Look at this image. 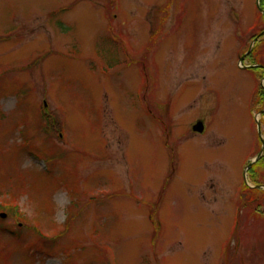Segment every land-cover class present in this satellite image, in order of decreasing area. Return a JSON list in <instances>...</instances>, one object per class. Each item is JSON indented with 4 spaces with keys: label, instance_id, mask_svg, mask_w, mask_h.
<instances>
[{
    "label": "rangeland",
    "instance_id": "374dc122",
    "mask_svg": "<svg viewBox=\"0 0 264 264\" xmlns=\"http://www.w3.org/2000/svg\"><path fill=\"white\" fill-rule=\"evenodd\" d=\"M255 63L264 0H0V264H264Z\"/></svg>",
    "mask_w": 264,
    "mask_h": 264
},
{
    "label": "water",
    "instance_id": "95a60500",
    "mask_svg": "<svg viewBox=\"0 0 264 264\" xmlns=\"http://www.w3.org/2000/svg\"><path fill=\"white\" fill-rule=\"evenodd\" d=\"M242 60V59H241ZM240 60V61H241ZM203 128H204V125H203V123L201 122V121H199L195 126H193V131L194 132H196V131H198V132H203ZM259 135H260V133H259ZM251 166V164L247 167V168H249ZM0 216L1 217H3V218H5L6 216H5V214H0Z\"/></svg>",
    "mask_w": 264,
    "mask_h": 264
}]
</instances>
